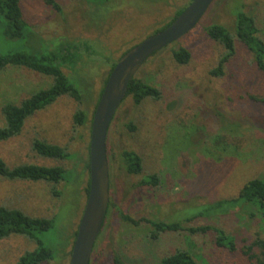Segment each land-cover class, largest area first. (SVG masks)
I'll return each mask as SVG.
<instances>
[{
  "label": "rangeland",
  "instance_id": "374dc122",
  "mask_svg": "<svg viewBox=\"0 0 264 264\" xmlns=\"http://www.w3.org/2000/svg\"><path fill=\"white\" fill-rule=\"evenodd\" d=\"M54 1L59 10L45 0H20L26 23L23 39L6 38V21L0 16V55L56 56V64L80 92H84L81 83L91 87L89 102L80 107L91 120L108 63L117 61L171 21L191 0ZM214 1L200 25L178 40L179 46L192 53L188 65L175 64L166 49L148 60L136 75L158 87L162 98L146 100L134 107L128 97L111 122L107 134L113 154L109 164L110 206L89 264H115V257L120 264H159L162 257L180 248L192 252L203 264H251L242 253L243 244L257 237L264 240L259 219L250 220L239 212L243 206L229 202L237 198L244 181L264 175V103L250 100V97L264 100V73L256 68L248 50L237 43L235 57L225 66L223 76L212 77L210 71L216 67L222 50L206 39L202 29L212 22L231 26L230 11L238 1L245 13L256 18L264 37V0ZM70 43L82 48L85 45L88 52L79 46L76 54L79 57L73 55L74 60L66 62L64 57ZM50 85L51 78L8 67L0 71V108L18 105ZM77 108L76 102L61 97L29 118L18 137L0 143V159L10 168L32 164L64 169L63 182L57 187L60 197L55 200L47 184L0 179V206L53 220L50 230L36 234L42 246L52 251V261L46 264H69L70 256L63 255L71 249L73 232L86 200L88 173L84 167L88 161L91 122L74 127ZM2 123L0 116V126ZM128 123L135 126L133 132L125 127ZM212 135H216V140ZM34 139L67 148L66 161L38 156L32 150ZM121 149L141 156V176L122 174L118 160ZM153 174L159 177L156 186L136 187L143 177ZM218 202L224 203L208 210ZM242 209L252 210L249 205ZM118 210L136 221L216 226L235 237L237 252L216 247L208 234L168 233L151 242L147 239L148 225L125 223ZM225 210L238 214L222 215ZM211 213L213 216L198 219L201 214ZM193 218L192 223H185ZM35 248V243L25 237L12 235L3 239L0 264H15L18 257Z\"/></svg>",
  "mask_w": 264,
  "mask_h": 264
},
{
  "label": "trees",
  "instance_id": "16d2710c",
  "mask_svg": "<svg viewBox=\"0 0 264 264\" xmlns=\"http://www.w3.org/2000/svg\"><path fill=\"white\" fill-rule=\"evenodd\" d=\"M234 1L235 0H233V2ZM45 3L51 6L53 9L59 10L60 8V6L54 0H45ZM214 3L215 1L203 15L201 20L213 7ZM186 6L178 10L171 21H169L154 33L159 32L169 26L172 21L186 8ZM235 7L236 8L233 11H230L233 17L231 26L227 27L220 23L212 22L202 28L206 39H208L210 42H212L222 50L216 67L210 71V75L215 78H221L223 76L225 66L234 59L237 43L242 44L248 50L256 68L264 73V37H262V35L260 34L258 22L253 15L247 14L242 10V7L238 1H236ZM0 16H2L6 21V28L4 32L6 38L11 40L24 38L26 23L23 19L20 0H0ZM201 20L191 31H194L200 25ZM79 46L75 43L69 44L68 51L66 53V56L64 57V60L66 62L73 61V55L78 58L79 55L77 56L76 54H78L80 49L88 52V48L85 45L84 48H82L83 46L81 45L80 49ZM166 49L169 50L171 59L177 65L186 66L192 59L191 51L186 47H183L181 45L179 46V42L176 41L153 54L148 60L161 54ZM56 59V56L38 57L34 54L25 53L0 55V71L6 70L8 67H12L16 69H25L32 73L51 78V85L48 88L32 94L30 97L22 100L18 105L6 104L1 106L0 116L3 123L0 126V143L7 142L13 138L18 137L22 133L24 124L29 118H31L37 112L53 105L61 97H66L78 104V108L73 115L74 127H81L86 125L87 122H91V120L88 119V113L83 108H80L83 103L89 102L91 97L88 96L92 94L90 90L91 87L86 82L81 83L84 88V92H80L70 82L60 66L56 64ZM115 62L116 61L108 63L109 70L106 78L103 81V85L94 101V109L102 92L103 86L107 80V77L109 76L111 70L115 65ZM138 73L139 71L136 73V75ZM136 75L129 82L127 93L125 96V99L128 97L131 98L134 107H139L146 100L158 101L162 98V94L158 87H155L143 81ZM250 100L256 103H264V100H259L255 97H250ZM93 112L94 110L92 111V115ZM218 116L221 117L220 114ZM110 127L111 124L109 128ZM125 127L130 132H133L135 130V126L132 123L126 124ZM233 133L238 134L236 132ZM215 137L216 135H212V138L216 140ZM217 139H219L218 136ZM233 143L234 142H232L231 145H233ZM108 144V140L106 139V154L109 166L113 154L111 153ZM235 149L237 148L235 147ZM32 150L38 156L54 161H66V158L69 155L67 148L58 146L56 144H50L40 139H34L32 141ZM232 153L233 151H231V155ZM118 160L119 169L123 175H142V158L135 151L121 149L118 155ZM84 170L88 173V161L84 167ZM63 175L64 169L58 166L45 167L41 165L22 164L10 168L2 159H0V179L7 180L9 182H31L47 184L50 186L49 192L54 200L59 199L60 197V192L57 187L63 182ZM158 182L159 177L156 174L148 175L143 177L136 187H154L158 184ZM88 187L89 179L87 180V185L84 191L85 198H87L88 195ZM110 188L111 174L109 170V192ZM229 202L237 204L238 206H243L240 207L241 209H239V212L244 213L250 220L259 219L260 228L264 232V175L244 181L239 188L237 198H234ZM221 203L224 202L212 204L211 206H209L210 208L208 210H213L221 207ZM247 205L251 206L252 208L250 212H245V209H242ZM109 206L110 203L108 205V208ZM253 208L256 209V211H254ZM117 212L120 219L125 223L133 224L134 226H138L140 225V223L148 225L150 230L148 232L147 239L151 242H157L161 236L168 233L185 232L190 236H204L208 234L210 235L213 244L216 247L227 250L229 253L233 254L237 252V240L235 239V237L227 234L224 230L216 226H185V224L182 223H165L149 219H141L140 221H136L128 215L123 214L119 210ZM221 213L222 215H226L229 213L238 214V211L231 212V210H225L221 211ZM210 216H213V214H201L199 215L198 219ZM193 220L194 218L188 219L185 223H192ZM52 227L53 220L51 218H40L35 216L31 217L19 209L0 206V241L12 235H16L25 237L29 241H33L36 245L35 250H33L32 252H25L20 257H18L15 264L50 263L52 261V251L42 246L39 239L36 238V234L46 232ZM75 235L76 231L73 232V240L75 238ZM73 240L71 242V245L73 243ZM255 250H258V252L255 253ZM242 253L247 261H249L251 264H256L257 260L259 261V264H264V240L257 237L251 240L248 244H243ZM69 256L70 250L63 255V257ZM114 262L115 264H120L118 257L114 258ZM159 264L203 263H200L192 252L180 248L162 257L159 261Z\"/></svg>",
  "mask_w": 264,
  "mask_h": 264
},
{
  "label": "water",
  "instance_id": "95a60500",
  "mask_svg": "<svg viewBox=\"0 0 264 264\" xmlns=\"http://www.w3.org/2000/svg\"><path fill=\"white\" fill-rule=\"evenodd\" d=\"M214 0H191L165 29L146 37L115 62L94 109L88 145V195L73 240L69 264H89L109 205L106 139L109 126L127 93L129 82L159 50L178 41L201 20Z\"/></svg>",
  "mask_w": 264,
  "mask_h": 264
}]
</instances>
